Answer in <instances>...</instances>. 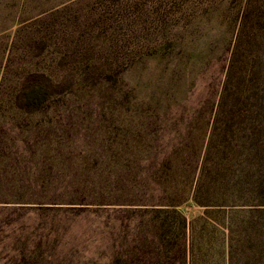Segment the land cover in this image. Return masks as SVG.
<instances>
[{
    "label": "rangeland",
    "instance_id": "1",
    "mask_svg": "<svg viewBox=\"0 0 264 264\" xmlns=\"http://www.w3.org/2000/svg\"><path fill=\"white\" fill-rule=\"evenodd\" d=\"M0 264H264V0H0Z\"/></svg>",
    "mask_w": 264,
    "mask_h": 264
},
{
    "label": "trees",
    "instance_id": "2",
    "mask_svg": "<svg viewBox=\"0 0 264 264\" xmlns=\"http://www.w3.org/2000/svg\"><path fill=\"white\" fill-rule=\"evenodd\" d=\"M192 201H194L196 204L200 205V206H203V207H208L207 204L201 202L198 200L197 197H192ZM182 204V202H177V203H164L162 206H163V209H161L160 211L156 212V214H159V215H166L167 213L168 214H173L172 216V219L173 222L177 221L178 222V225L180 226L179 227V235L180 236H183L185 237V235L187 234V229H190V226L187 222V220L181 215L179 214L175 208ZM168 223H169V220L168 221H165L163 220L162 222H160V231H162V240H166L168 239V236L170 234V227L168 226ZM191 232V230H190Z\"/></svg>",
    "mask_w": 264,
    "mask_h": 264
}]
</instances>
